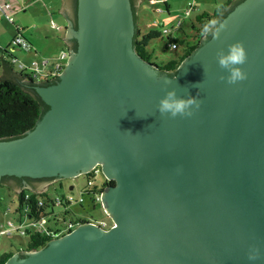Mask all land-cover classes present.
I'll list each match as a JSON object with an SVG mask.
<instances>
[{
	"label": "water",
	"instance_id": "water-1",
	"mask_svg": "<svg viewBox=\"0 0 264 264\" xmlns=\"http://www.w3.org/2000/svg\"><path fill=\"white\" fill-rule=\"evenodd\" d=\"M63 2L62 39L77 48L58 80L36 86L48 108L35 126L0 138V180L99 164L115 180L101 195L112 224L78 223L4 264H264V0L240 1L173 74L136 50L132 0H77V28ZM237 41L247 79L229 84L216 54ZM172 89L200 108L161 115Z\"/></svg>",
	"mask_w": 264,
	"mask_h": 264
},
{
	"label": "trees",
	"instance_id": "trees-1",
	"mask_svg": "<svg viewBox=\"0 0 264 264\" xmlns=\"http://www.w3.org/2000/svg\"><path fill=\"white\" fill-rule=\"evenodd\" d=\"M136 1L137 0H132L134 18L136 22V31L134 37V45L136 50L145 59H149L151 62L158 65L159 68H161L162 70H168L171 74H173L177 70L180 63L186 57L190 56L205 40V37L201 35L203 25L212 19H216L220 22L228 14V12L231 11L242 0H228L224 5L222 4L216 6L214 12L202 11L198 13L195 16V19H192L191 22L193 29L192 36L188 35L184 39H180L176 36H173V29L177 28L176 23L172 24L170 27H164L162 29L161 36L163 35V33H167L169 39L168 44L173 48H177L180 44H182V48L181 52L177 57L170 58L168 60H162L160 64L154 61L153 50L150 49V47L148 46L147 42L150 36L149 34L144 32L146 24H143L142 28L140 27L138 20L139 12L137 10ZM149 1L155 2L157 0ZM164 2L166 8L168 9L167 0H164ZM1 17L6 18L4 16ZM178 23L180 24L181 20H179L177 24ZM160 25H164V23L160 22ZM17 31L20 32L19 28H17ZM210 37L211 35H209L207 38ZM13 43L15 44V46L18 45L15 41ZM173 44H175V46H173ZM20 61L27 64L31 62H25L19 59L18 56L11 52L10 48L0 47V66L6 68L8 71L6 72V74L0 75V138L19 137L22 136L27 130L32 129L35 126L37 120L43 114V112L48 108V105L44 102V100L38 93L36 86L39 84H49L51 83L50 81H52L53 79V81L58 80V76H56L55 78H45L42 76L41 78L40 75L35 74L34 72H29L24 68H21L19 66ZM15 64L18 66V68L15 67ZM99 170L101 171L100 168ZM95 172V169L91 172H87L89 173L88 177L95 175ZM10 178H15L17 180L28 178L32 180L38 179V177H30L28 175H3L2 179L0 180V185L5 184L8 186L9 189L16 193V220H18V224L22 225V227L25 229V233L28 234L27 246L26 248L21 249V251L25 249L31 250L43 247L48 243L51 238L64 234L58 231L56 220L51 219L53 217L49 218L53 214V211H56L59 208V206H56L55 204V195L50 196L47 192V189L43 191H37L28 186H24L21 190L15 191L13 185L8 183L7 181V179ZM106 181V185H111L115 183L114 179L106 178ZM61 195L63 196V194ZM40 200L42 201V205L39 204ZM84 204L85 201L74 205L82 206L83 208H85ZM92 204L94 207V203ZM85 211L86 210L83 211L84 214L78 213V211L74 210L71 206V214L74 216L75 220L74 227L78 223L91 219V215H86ZM41 215H45L49 219L51 224L47 222L46 225L48 226H25V224L31 221V219L38 220L37 218H39ZM75 216L79 218H76ZM90 221L95 220L91 219ZM50 226H52V229L48 230V227ZM14 252L15 251L13 250L3 252L0 255V264H4V262Z\"/></svg>",
	"mask_w": 264,
	"mask_h": 264
},
{
	"label": "rangeland",
	"instance_id": "rangeland-1",
	"mask_svg": "<svg viewBox=\"0 0 264 264\" xmlns=\"http://www.w3.org/2000/svg\"><path fill=\"white\" fill-rule=\"evenodd\" d=\"M228 0H167L168 9L166 8L164 0H157L150 2L143 0L142 6L139 5V24L140 27L145 25L144 32L149 34L148 46L153 50V59L158 64L162 60L177 57L181 52L182 44L177 48H173L168 44V34L163 33L164 27H170L176 23L173 29V36L184 39L186 36H192V19L202 11L214 12L216 6L224 5ZM61 0H29L26 9H20L14 14V21L10 22L6 18H0V44L2 48H10L13 54L24 60H31L32 58H41L42 56L51 57V61L55 59V54L65 47L63 43L62 29H55L52 25L56 22L60 26L67 25L65 17L58 10L60 9ZM142 9V10H141ZM161 9V10H159ZM52 13L50 14L49 13ZM189 11V12H188ZM54 20V21H53ZM143 20V23H142ZM181 20V23L177 22ZM163 22L164 25H160ZM19 28L20 33L27 36L32 42L33 46L38 50L37 54H32L25 57L24 49L18 46L11 47L13 38L17 35ZM12 42V43H11ZM55 55V56H54ZM54 56V57H53ZM19 58V59H20ZM15 67L18 66L15 64ZM42 78V76H41ZM88 174H81L78 177L64 179L62 184L59 181H53L47 187V192L50 196L56 194H64L70 189L71 185L76 186L73 190L74 194H79V189L85 190L84 197L85 208L82 206L72 205L73 209L78 213H83L86 210L91 219L97 223H106L109 226L112 223L110 216L106 213L101 202H97L95 207L91 203L90 192L94 184L102 185L103 174L97 171L96 175H92V185L87 184ZM16 193L8 188L7 185H0V228L11 225V222L16 224ZM84 214V213H83ZM28 242V234L21 233L17 230L9 235L7 233L0 234V255L8 250H21L26 248Z\"/></svg>",
	"mask_w": 264,
	"mask_h": 264
},
{
	"label": "built area",
	"instance_id": "built-area-1",
	"mask_svg": "<svg viewBox=\"0 0 264 264\" xmlns=\"http://www.w3.org/2000/svg\"><path fill=\"white\" fill-rule=\"evenodd\" d=\"M11 5H12L11 2L0 0V16H4L9 20L13 21L14 15L8 11ZM14 41L24 49L29 50L32 48L31 42L21 34H18L15 37ZM173 46H175V44H173ZM68 54H69L68 49H62L55 56V59L53 61H51L49 58L33 59L29 64L20 61L19 66L21 68L28 70L29 72H34L35 74H38L45 78L46 77L55 78L64 68ZM94 169L96 171L95 172L96 175L97 171L99 170L96 167ZM91 177L92 176L87 177L88 185H92L93 181ZM96 185L97 184L93 183L92 188L86 190L87 192H90L89 195H90L91 203H94V206L97 204V202H101V195H102V191L100 190L101 188L96 187ZM75 188L76 186H74V189ZM73 190H67L63 194V196L61 194L55 195V204L56 206H59V208L56 211H53L50 208L53 211V214L49 218L53 217L51 219L56 220L58 227L57 229L60 233H66L74 227L75 220H74V216L71 214V206L85 201V197H84L85 190H81L80 188L79 194H74ZM39 204L42 205L41 200L39 201ZM85 214L88 215L86 211ZM37 219L38 220L31 219V221L25 224V226L28 227L37 226V225L48 226L46 225L47 222L50 223L49 219L45 215H41ZM101 225L105 226L106 223H101ZM51 229L52 226L48 227V230ZM14 230H17L21 233H25V229L22 227V225H19L18 223L14 224L11 222V225H7L4 228H0V234L7 233L11 235L14 232Z\"/></svg>",
	"mask_w": 264,
	"mask_h": 264
},
{
	"label": "clouds",
	"instance_id": "clouds-1",
	"mask_svg": "<svg viewBox=\"0 0 264 264\" xmlns=\"http://www.w3.org/2000/svg\"><path fill=\"white\" fill-rule=\"evenodd\" d=\"M226 28H227L226 23H221L216 19H212L203 25L201 30V35L205 38L211 35L213 39L216 40L219 39L221 30ZM216 55H217V61L219 67L228 72L227 77L223 75L220 76L221 81L226 80L227 83L229 84H235L239 81H243L247 79V73L241 67H239V65L245 64L248 58L246 48L242 41H237L236 43L230 44L228 46L227 52L221 49L217 52ZM201 104L202 101L198 99V95L196 97L189 95L187 98H183L177 95L176 89H172L170 91H167L166 95L163 98H161V100L159 101L158 111L161 115L170 114L171 117L173 118H175L178 115L192 116L193 106H195L196 109H199ZM127 133H131V132L129 131ZM73 189H74V185L72 190ZM258 258H259V249H254L252 252H250L249 254L250 260H256Z\"/></svg>",
	"mask_w": 264,
	"mask_h": 264
},
{
	"label": "flooded vegetation",
	"instance_id": "flooded-vegetation-1",
	"mask_svg": "<svg viewBox=\"0 0 264 264\" xmlns=\"http://www.w3.org/2000/svg\"><path fill=\"white\" fill-rule=\"evenodd\" d=\"M63 7H64V10H65L64 14L67 16V19H70L71 22H72V27L73 28H77L78 27V24H77V0H64ZM68 44H69L68 53H70L72 48L73 49L77 48V39L74 38V37L69 38ZM53 80L50 81V82H55ZM96 168L99 170L100 165L99 164L96 165ZM101 173H102V171H101ZM81 174H88L89 175V173H81ZM81 174H79V175H81ZM79 175L73 176L72 178L78 177ZM103 176H104V174H103ZM67 178H71V177H64V176H61V175H49V176H41V177H38V179H32V180H30L28 178H25V179H22V180H17L15 178H10V179H7V181H8V183L12 184L15 188L22 187L23 185H30L33 189H35L37 191H41L43 188L42 189H40V188L44 184H45V186H44V190H45V189H47V187L49 186V184L51 182L59 181L62 184L63 183L62 181L64 179H67ZM105 182H107V181H106V177L104 176L103 181H102L103 184L102 185L97 184L96 187H99L102 190H104L108 186V185L105 184ZM76 218H79V217H76ZM90 220L91 219H89L88 221H90Z\"/></svg>",
	"mask_w": 264,
	"mask_h": 264
},
{
	"label": "crops",
	"instance_id": "crops-1",
	"mask_svg": "<svg viewBox=\"0 0 264 264\" xmlns=\"http://www.w3.org/2000/svg\"><path fill=\"white\" fill-rule=\"evenodd\" d=\"M1 1H6V2H11L12 3V5H11V7L8 9V11L10 12V13H12L13 15L18 11V10H20V9H26V7H27V5H28V3H29V0H1ZM61 2H62V0H61ZM60 7H61V4H60ZM49 13H50V11H49ZM50 14H52V13H50ZM65 17V16H64ZM0 18H1V16H0ZM65 20H66V18H65ZM54 21V20H53ZM11 22V21H10ZM66 22H67V20H66ZM68 23V22H67ZM55 29H62L63 30V35H62V37L61 38H63V37H65V34H66V30H67V25H65L64 27H62V26H60L59 24H57L56 22H53V25H52ZM17 34H21L22 36H24L25 38H27V36H25L24 34H22V33H20V32H18ZM15 38V37H14ZM13 38V39H14ZM28 39V38H27ZM29 40V39H28ZM63 40V43H65V47H61V49L60 50H62V49H68V47H69V44L64 40V39H62ZM30 41V40H29ZM12 42H14V40L12 41ZM11 42V43H12ZM31 42V41H30ZM31 44H32V42H31ZM12 48L13 47H15V44L14 43H12L11 45H10ZM18 46V45H17ZM0 47H3L1 44H0ZM20 49L22 48V47H20V46H18ZM24 48H22V50H23ZM11 50V49H10ZM59 50V51H60ZM59 51L55 54V55H57L58 53H59ZM12 52V51H11ZM24 54H25V57H29V56H31L32 54H37L38 53V50L33 46V44H32V49L31 50H28V49H24ZM54 55V56H55ZM53 56V57H54ZM20 58V57H19ZM41 58H51V57H46V56H42ZM41 58H32V59H41ZM21 59V58H20ZM31 59V60H32ZM21 60H23V61H25V62H29V60H24V59H21ZM30 60V61H31ZM0 75H3V73H2V66H0ZM16 191V190H15Z\"/></svg>",
	"mask_w": 264,
	"mask_h": 264
}]
</instances>
